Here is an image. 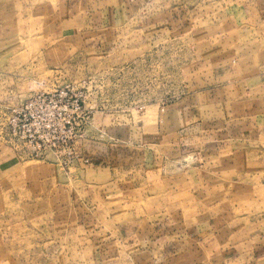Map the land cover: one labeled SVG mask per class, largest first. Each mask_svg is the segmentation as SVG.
<instances>
[{"label": "rangeland", "instance_id": "1", "mask_svg": "<svg viewBox=\"0 0 264 264\" xmlns=\"http://www.w3.org/2000/svg\"><path fill=\"white\" fill-rule=\"evenodd\" d=\"M65 86L84 88L93 117L73 159L34 158L9 112ZM200 138L232 143L233 170L252 174L205 213L231 236L264 231V0H0V264H163L115 240L97 204L161 152L192 168ZM187 246L167 264H192Z\"/></svg>", "mask_w": 264, "mask_h": 264}, {"label": "crops", "instance_id": "2", "mask_svg": "<svg viewBox=\"0 0 264 264\" xmlns=\"http://www.w3.org/2000/svg\"><path fill=\"white\" fill-rule=\"evenodd\" d=\"M197 142L206 146L199 149L198 163L192 168L186 169L187 166L181 164L183 160L178 153L174 156V163H171L173 160H169V155L161 152L154 155V159H148L149 164L130 170L128 175H125L128 181L121 182V174H114L111 183L103 186L106 188L110 184L112 187L104 189L101 194L103 201L97 204L100 207L98 210L101 211V224L110 228L112 236H118L115 240L137 246L133 249H138L139 256L146 253L147 256L157 254L160 261H165L163 264H167L173 256L181 255V252L185 255V244L188 245L187 251H194L192 254L195 259L192 264H264L263 229H256L250 235L246 229L245 235L241 232V236H231L220 221L216 222L214 217L205 213L215 209L217 200L227 194L229 188L237 187L234 184L241 178L240 182L247 185L252 174L235 173L233 170L232 159L227 154L230 151L232 153V143L204 141L201 138ZM252 157L248 156L245 162L250 165ZM83 159L85 164L90 165L88 157L83 155ZM257 160L258 158L254 161ZM168 163L169 166L172 164L175 170L172 168L168 171ZM228 176L230 177L227 178ZM231 177H234V184ZM175 182L182 184L183 194L188 197V200L176 204L179 209H174L175 206L169 207L170 196L179 195L176 193L178 191L172 188ZM120 183L127 185L124 184L120 188ZM109 191L112 194L110 196ZM244 193L239 191L237 196ZM182 203L184 204L181 206ZM182 207L186 209V216H191L193 222L188 227L179 229V225L183 224L181 215L185 216L180 211ZM124 208L129 210L125 211ZM173 223L176 226L174 231L170 229ZM247 223L246 218L245 225ZM187 240L191 242H186ZM138 247L145 250L141 251Z\"/></svg>", "mask_w": 264, "mask_h": 264}, {"label": "built area", "instance_id": "3", "mask_svg": "<svg viewBox=\"0 0 264 264\" xmlns=\"http://www.w3.org/2000/svg\"><path fill=\"white\" fill-rule=\"evenodd\" d=\"M85 99L84 88L73 86L32 94L10 110L8 133L24 144L34 158L53 152L69 161L74 158L73 145L82 139L81 133L93 117V110L86 107Z\"/></svg>", "mask_w": 264, "mask_h": 264}]
</instances>
